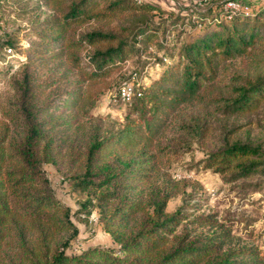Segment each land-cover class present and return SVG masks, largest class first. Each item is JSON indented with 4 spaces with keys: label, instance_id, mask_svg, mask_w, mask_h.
Masks as SVG:
<instances>
[{
    "label": "trees",
    "instance_id": "1",
    "mask_svg": "<svg viewBox=\"0 0 264 264\" xmlns=\"http://www.w3.org/2000/svg\"><path fill=\"white\" fill-rule=\"evenodd\" d=\"M41 1L53 11L47 22L54 39L71 51L76 66L81 64L79 52L90 48V71L85 76L82 72L77 89L67 91L59 102L55 96L43 99L51 83L37 81V62L45 51L10 38L2 43L0 71L11 77V94L0 104V264H264L258 246L224 250L219 243L172 240L183 216L169 213L167 206L182 189L158 181L165 160L182 150L180 143L165 137L182 126L178 112L198 106L209 114L247 113L264 100V0L236 11L232 19L225 6L208 11L198 18L196 27L202 32L175 48L168 36L174 37L180 16L154 21L149 14L163 12L157 4ZM122 16L139 21L119 31H76L87 23L108 24ZM6 47L14 49L11 58ZM142 55L153 57L145 63L155 75L142 83L131 101L114 100L129 107L124 122L71 155L79 164L72 177L75 188L96 199L99 219L117 245L72 252L70 238L78 229L44 167L58 157L52 111L80 110L85 104L83 84L115 71L121 73L113 91L118 93L133 73L145 72L144 67L122 72L128 63H139L136 59ZM235 59L246 62L243 72L228 68ZM193 120L200 125L199 116ZM195 165L220 172L229 182L264 186L263 179L248 181L264 175V153L258 146L229 144Z\"/></svg>",
    "mask_w": 264,
    "mask_h": 264
},
{
    "label": "rangeland",
    "instance_id": "2",
    "mask_svg": "<svg viewBox=\"0 0 264 264\" xmlns=\"http://www.w3.org/2000/svg\"><path fill=\"white\" fill-rule=\"evenodd\" d=\"M157 4L163 12L150 13L154 21H168L180 16V24L173 35V48L191 40L202 32L198 18L210 10L222 6L229 9V3L236 2L241 9L253 8L262 0H142ZM53 11L41 0H0V57L2 43L11 39L15 43L27 44L45 51L37 62V81L51 83L45 90L43 99L55 96V102L64 98L67 91L77 89L79 77L90 71L87 57L90 48L79 52L80 65L69 58L71 51L61 47L47 22ZM139 17H117L108 24L87 23L77 28L85 32L93 28L119 31L138 23ZM57 53V54H55ZM25 56L23 55V58ZM153 57L142 55L137 64L128 63L122 72L144 67L143 81L155 75V70L146 65ZM243 59H235L229 69L243 72ZM1 65V62H0ZM248 67V65H247ZM82 72H84L82 76ZM121 73L97 81H86L82 86L83 102L80 110L54 112L53 133L58 157L52 164H45L56 197L71 209V218L78 233L70 236V251L79 253L91 246H116L112 235L99 219L96 199L75 188L73 175L79 164L71 160L72 151L83 148L94 136L105 135L118 128L125 120L126 103L114 102L112 93ZM10 75L0 71V104L11 94ZM113 85V87H112ZM198 106L185 107L178 112V123L182 126L165 135L167 141L181 145V153L165 160L158 181L176 184L182 192L168 202L169 213H181L182 220L176 226L172 240H198L219 243L224 250L241 246H258L264 252V186L255 188L254 183L229 182L214 170H205L195 163L208 153L233 143L258 146L264 153V100L255 111L222 115L206 113ZM190 113V114H189ZM200 117V125L193 118ZM193 117V118H191ZM171 129V128H170ZM169 129V130H170ZM168 130V131H169ZM264 175H256L248 181L261 180Z\"/></svg>",
    "mask_w": 264,
    "mask_h": 264
},
{
    "label": "built area",
    "instance_id": "3",
    "mask_svg": "<svg viewBox=\"0 0 264 264\" xmlns=\"http://www.w3.org/2000/svg\"><path fill=\"white\" fill-rule=\"evenodd\" d=\"M229 6L231 13H229L228 19H232L234 13H236V11L240 10L241 8L236 2L229 3ZM6 51L8 58H11L14 55L13 48L6 47ZM16 67H18V65H16ZM142 83H144L143 75L139 72H135L132 74L129 80L123 83L118 93H112V98L115 100L116 97H119L123 102L131 101V99L137 94L139 89L142 87Z\"/></svg>",
    "mask_w": 264,
    "mask_h": 264
}]
</instances>
